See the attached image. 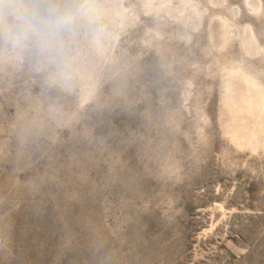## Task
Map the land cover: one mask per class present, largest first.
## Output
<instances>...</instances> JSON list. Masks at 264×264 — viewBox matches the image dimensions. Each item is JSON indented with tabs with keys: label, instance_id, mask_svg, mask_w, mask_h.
<instances>
[{
	"label": "rangeland",
	"instance_id": "1",
	"mask_svg": "<svg viewBox=\"0 0 264 264\" xmlns=\"http://www.w3.org/2000/svg\"><path fill=\"white\" fill-rule=\"evenodd\" d=\"M0 264H264V0H0Z\"/></svg>",
	"mask_w": 264,
	"mask_h": 264
},
{
	"label": "clouds",
	"instance_id": "2",
	"mask_svg": "<svg viewBox=\"0 0 264 264\" xmlns=\"http://www.w3.org/2000/svg\"><path fill=\"white\" fill-rule=\"evenodd\" d=\"M70 23L69 19L66 17H60L56 20H50L46 23L45 28L49 31H56L63 27H66Z\"/></svg>",
	"mask_w": 264,
	"mask_h": 264
}]
</instances>
